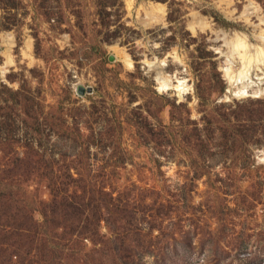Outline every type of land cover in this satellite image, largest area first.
Masks as SVG:
<instances>
[{"label":"rangeland","instance_id":"374dc122","mask_svg":"<svg viewBox=\"0 0 264 264\" xmlns=\"http://www.w3.org/2000/svg\"><path fill=\"white\" fill-rule=\"evenodd\" d=\"M252 1L0 0V264H264V65L222 70Z\"/></svg>","mask_w":264,"mask_h":264},{"label":"bare ground","instance_id":"6f19581e","mask_svg":"<svg viewBox=\"0 0 264 264\" xmlns=\"http://www.w3.org/2000/svg\"><path fill=\"white\" fill-rule=\"evenodd\" d=\"M258 6L252 1L248 0V3L244 6V9L240 15L244 16L246 19H249V14L253 12H258ZM252 15V14H251ZM259 22L257 24L264 25V17L257 14ZM247 21V20H246ZM208 23L201 19H194L189 22L190 28L195 31L197 27L204 28ZM256 26V25H255ZM206 28V27H205ZM246 34L243 32H236L233 37L225 39V42L228 44L229 54H227V62L222 65V70L224 72L225 77L231 85L229 92L233 91V95L237 96H245V95H258L260 92V87L257 82L254 80H250L251 71L254 66L261 70L260 65H264V32L262 26H259V31L256 34L257 39L260 40L261 44H249L246 40ZM10 37L8 38V40ZM29 44V43H28ZM251 46V48H250ZM115 52H120L121 57L124 63L132 67V59L122 49H119L116 45L111 47ZM118 52V53H119ZM236 56L241 61V66L237 69H234L232 65V61L230 57ZM174 57H177L176 54ZM149 66H154L153 63L146 61ZM164 64V59L161 62ZM157 71V81L159 84V88H168L171 87L178 92L180 95L187 89L186 79L178 78L175 76V80H173L172 76L167 75L165 72L156 67ZM262 71V70H261ZM256 78H260L261 76L255 73ZM248 79L250 81H248Z\"/></svg>","mask_w":264,"mask_h":264}]
</instances>
